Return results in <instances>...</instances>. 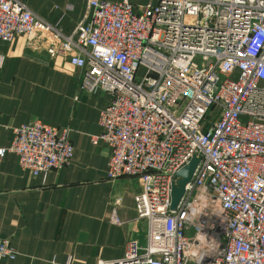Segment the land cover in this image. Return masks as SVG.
I'll return each instance as SVG.
<instances>
[{"label":"built area","instance_id":"obj_1","mask_svg":"<svg viewBox=\"0 0 264 264\" xmlns=\"http://www.w3.org/2000/svg\"><path fill=\"white\" fill-rule=\"evenodd\" d=\"M27 1L0 0V40L27 35L80 69L88 94L110 95L91 141L109 149L107 178L141 186L145 243L132 238L99 264H264V0H86L91 17L70 33ZM73 150L67 128L35 118L14 127L0 158L14 152L39 174ZM193 155L171 208L176 173ZM16 255L0 234V262Z\"/></svg>","mask_w":264,"mask_h":264},{"label":"crops","instance_id":"obj_2","mask_svg":"<svg viewBox=\"0 0 264 264\" xmlns=\"http://www.w3.org/2000/svg\"><path fill=\"white\" fill-rule=\"evenodd\" d=\"M27 2L64 33L91 17L86 0ZM80 73L30 46L27 35L0 40V146L11 143L15 126L35 118L67 128L74 146L69 163L39 174L24 169L14 152L0 158V234L17 250L0 264H99L123 256L132 238L146 241L147 220L137 216L134 199L140 183L129 175L107 178L109 149L91 141L110 95L88 94Z\"/></svg>","mask_w":264,"mask_h":264},{"label":"water","instance_id":"obj_3","mask_svg":"<svg viewBox=\"0 0 264 264\" xmlns=\"http://www.w3.org/2000/svg\"><path fill=\"white\" fill-rule=\"evenodd\" d=\"M199 160L198 155H193L190 160L183 165L178 171L177 175L179 176L175 183H173L171 188V208H176L181 196L185 190V184L192 177L194 168Z\"/></svg>","mask_w":264,"mask_h":264},{"label":"rangeland","instance_id":"obj_4","mask_svg":"<svg viewBox=\"0 0 264 264\" xmlns=\"http://www.w3.org/2000/svg\"><path fill=\"white\" fill-rule=\"evenodd\" d=\"M230 75L233 76V77H235V76L237 75V71H233V72H231Z\"/></svg>","mask_w":264,"mask_h":264},{"label":"bare ground","instance_id":"obj_5","mask_svg":"<svg viewBox=\"0 0 264 264\" xmlns=\"http://www.w3.org/2000/svg\"><path fill=\"white\" fill-rule=\"evenodd\" d=\"M208 245H210V243Z\"/></svg>","mask_w":264,"mask_h":264}]
</instances>
